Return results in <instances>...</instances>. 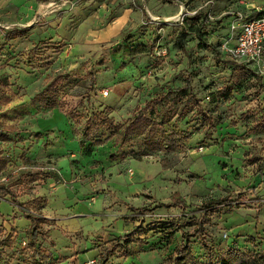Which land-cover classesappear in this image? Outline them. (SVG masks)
<instances>
[{"label":"rangeland","instance_id":"obj_1","mask_svg":"<svg viewBox=\"0 0 264 264\" xmlns=\"http://www.w3.org/2000/svg\"><path fill=\"white\" fill-rule=\"evenodd\" d=\"M36 1L0 0V79L14 93L0 105V128L11 137L0 142V153L11 160L0 184L50 221L40 237L46 263L100 264L103 247L139 230L146 244L132 245L133 257L116 254L109 264H163L204 218L206 237L190 239L198 258L205 240L223 250L264 249V132L257 130L264 116V57L249 68L259 78L212 103L235 69L222 42L240 17L264 13V0ZM201 13L209 19L203 39L218 55L199 46L203 18H191ZM59 74L69 77L58 86L65 112L36 99ZM187 74L215 128L198 110L183 121L174 118L162 129L176 135V148L141 160L129 155L138 143L119 149L108 136L99 146L79 143L76 131L89 117L105 113L123 123L147 101L183 86ZM225 198V207L203 216L204 202ZM176 199L186 208L157 207ZM145 209L153 211L131 219ZM29 229L10 198L0 200V243L14 241L0 247L4 260L31 264Z\"/></svg>","mask_w":264,"mask_h":264},{"label":"trees","instance_id":"obj_2","mask_svg":"<svg viewBox=\"0 0 264 264\" xmlns=\"http://www.w3.org/2000/svg\"><path fill=\"white\" fill-rule=\"evenodd\" d=\"M47 1L37 0L36 2L41 4ZM202 18L200 27L196 29V34L201 41L199 46L213 51L215 55H218V49L203 39L202 28L209 24L208 17L201 13L191 19L200 21ZM178 45L183 53H187L181 37L178 39ZM234 65L235 69L231 77V82L226 84L217 94L212 95V103L217 102L219 99L228 100L232 96L236 85L249 81L252 77L259 78V75L255 74L251 69L243 65ZM68 78L66 75H57L52 84L37 95L36 99L39 104L44 108H59L65 112L66 103L60 96L58 86L65 81L64 79ZM90 80L92 83L95 82L92 73ZM13 97L14 93L0 79V105H8L13 100ZM200 104L201 101L197 97L193 87V75L187 74L183 86L169 89L147 101L143 107L136 108L133 116L123 123H116L113 118L107 116L105 113H99L89 117L83 126L82 132L76 131L80 137L79 143L82 147L87 142H90L91 145H103V138L106 136H108L106 140L113 139L119 149L132 143H138V150L131 151L129 154L137 160H141L143 157L158 151H171L177 146L176 135L174 133L168 134L162 128L174 118L183 121L190 112L198 110L197 113L202 115L204 122L210 127L215 128L213 117L208 112L202 110ZM66 115L76 122H79L80 115L73 112ZM258 128L264 132V116L258 121L257 130ZM9 141H11L10 133L0 128V142ZM121 157H126V155L122 154ZM10 161L9 156L0 153V176L7 171ZM262 170L263 167L261 166V172ZM7 197L10 198L11 205L20 209L24 218L30 222L27 240L31 264H48L46 263L45 255L41 251L40 237L45 233L43 226L49 224L50 221L43 216L42 209L39 206L36 207V210L27 208L26 203L19 200L18 194L11 187L5 183L0 184V200L6 199ZM228 202L229 199L227 198L209 200L204 202L199 209L204 214L203 216H206L208 214L207 212L216 211L221 207H225ZM157 207L184 209L186 208V204L180 199H176L170 203L158 205ZM152 211L153 209L141 210L138 215H134L131 219L136 221L144 216L145 213ZM204 220L205 218L203 220L199 219L192 224L197 226L193 233L183 234L184 243L178 245L174 252L164 259L163 264H264V249H253L251 253H243L239 248L234 246L223 250L221 247L208 243L206 240L203 245L204 254L201 258H198L190 246V239L197 236L201 238L206 237L207 230L204 227ZM141 236L139 230H136L128 236L119 237L110 241L101 249L100 264H109L116 254H121L125 258L133 257L135 253L132 245L137 244L139 247H143L146 244L145 239H142ZM250 238L251 243H254V238ZM13 244L14 241L8 237L0 243V247L10 248ZM0 264L11 263L4 260L0 255Z\"/></svg>","mask_w":264,"mask_h":264},{"label":"built area","instance_id":"obj_3","mask_svg":"<svg viewBox=\"0 0 264 264\" xmlns=\"http://www.w3.org/2000/svg\"><path fill=\"white\" fill-rule=\"evenodd\" d=\"M240 17L231 26V35L221 44V51L237 65L255 67L264 57V13L247 20Z\"/></svg>","mask_w":264,"mask_h":264}]
</instances>
